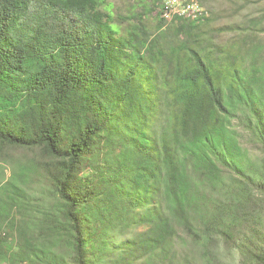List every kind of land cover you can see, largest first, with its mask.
<instances>
[{
    "label": "trees",
    "instance_id": "trees-1",
    "mask_svg": "<svg viewBox=\"0 0 264 264\" xmlns=\"http://www.w3.org/2000/svg\"><path fill=\"white\" fill-rule=\"evenodd\" d=\"M161 1L0 0V264H264V12Z\"/></svg>",
    "mask_w": 264,
    "mask_h": 264
},
{
    "label": "rangeland",
    "instance_id": "rangeland-1",
    "mask_svg": "<svg viewBox=\"0 0 264 264\" xmlns=\"http://www.w3.org/2000/svg\"><path fill=\"white\" fill-rule=\"evenodd\" d=\"M149 0H110V2L115 7V12L117 14L128 15L129 10H131V6L137 7L139 5H144V3H148ZM203 4L207 9L210 10H218L224 16L220 17V21L222 24L231 23L233 21L237 23H242L246 16H249L248 19L253 17H259L264 12V0H253L250 6L239 13H235V15L229 18V13L233 9H237L240 5L243 4V1L239 0H203ZM141 10V9H140ZM230 10V11H229ZM174 16L175 11L172 13ZM17 154V153H16ZM14 170L13 164L9 161L0 162V182L6 178V180H10L12 171ZM37 194V190L34 192ZM39 196V195H37Z\"/></svg>",
    "mask_w": 264,
    "mask_h": 264
},
{
    "label": "built area",
    "instance_id": "built-area-1",
    "mask_svg": "<svg viewBox=\"0 0 264 264\" xmlns=\"http://www.w3.org/2000/svg\"><path fill=\"white\" fill-rule=\"evenodd\" d=\"M163 12L167 8L175 9V18L197 19V14L204 13L194 0H163ZM172 19V20H173Z\"/></svg>",
    "mask_w": 264,
    "mask_h": 264
},
{
    "label": "clouds",
    "instance_id": "clouds-1",
    "mask_svg": "<svg viewBox=\"0 0 264 264\" xmlns=\"http://www.w3.org/2000/svg\"><path fill=\"white\" fill-rule=\"evenodd\" d=\"M194 1H196L203 9H204V15L202 16V17H204L205 16V14H206V7L200 2V1H198V0H194ZM206 8V9H205ZM163 0L161 1V19L163 20V22L164 23H166V24H168V23H171V22H173V21H175V20H180V19H185V20H193V19H189V18H175V19H173V20H171V21H167V20H165V19H163ZM201 18V17H200ZM199 19V18H198Z\"/></svg>",
    "mask_w": 264,
    "mask_h": 264
},
{
    "label": "bare ground",
    "instance_id": "bare-ground-1",
    "mask_svg": "<svg viewBox=\"0 0 264 264\" xmlns=\"http://www.w3.org/2000/svg\"><path fill=\"white\" fill-rule=\"evenodd\" d=\"M201 10H202V12H204V9H203L202 7H201ZM173 11H175L174 8H168V9H166L165 17H166L169 21H171V20L174 18V16H175V14H174V16H171V15H173V14H172ZM203 15H204V13H199V14H197V19L200 18V17H202Z\"/></svg>",
    "mask_w": 264,
    "mask_h": 264
}]
</instances>
